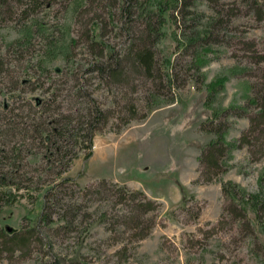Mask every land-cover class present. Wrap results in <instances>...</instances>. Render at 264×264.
<instances>
[{
  "label": "rangeland",
  "instance_id": "1",
  "mask_svg": "<svg viewBox=\"0 0 264 264\" xmlns=\"http://www.w3.org/2000/svg\"><path fill=\"white\" fill-rule=\"evenodd\" d=\"M139 1H131L135 6L131 17L125 19L122 9L126 0H45L34 18L16 24L0 20V45L18 39L26 71L65 65L63 56L70 47L81 59L90 50L95 26L102 39L121 50L129 45L131 23L136 20L146 25L150 18L140 14ZM254 1L169 3L162 34L153 49L162 69L164 61L168 68V60L174 62V83L169 87L163 78L161 103L146 119L131 122L120 133L113 128L98 131L90 160L84 161L87 149L83 150L63 175L78 178L80 188L107 178L143 190L160 204L151 233L135 240L131 231L111 232L101 218L104 210L110 213L111 204L94 200L90 194L84 196L73 184H64L59 189L60 199L77 200L91 215L76 218L74 229L43 226L42 242H34L22 257L19 252L11 261L0 258V264H264V206L257 211L223 190V184L232 181L249 194H259L260 205L264 204V155L252 154L249 145L236 148L224 160L225 170L211 182L200 180L202 149L215 138L207 131L209 121L217 112L229 111L223 116L229 126L226 138L236 140L252 128L250 117L258 115L259 106L253 99L264 97V0L255 5ZM47 3L49 7H45ZM146 4L158 11L157 0ZM187 9L192 13L186 16ZM34 23L40 27L34 26L28 40L25 34ZM196 31L207 35L208 41L189 43L190 38L198 37ZM179 41L186 43L187 49L179 51ZM199 55L207 61L201 68L194 65ZM81 62L86 63L84 58ZM219 77L225 78V83L212 93L209 85ZM9 81V76H1L0 86ZM43 83V88L35 84L27 87L22 97L45 99L50 86ZM58 87L64 111L74 114L82 99L75 82H60ZM83 89L105 103L114 97L93 76ZM112 110L111 114L119 113ZM49 183L40 184V189L10 186L13 196L11 202L0 205V227L13 231L34 225L43 212V194ZM55 204L52 198L56 214L61 209ZM232 207L244 217H236ZM258 212L260 219H256Z\"/></svg>",
  "mask_w": 264,
  "mask_h": 264
},
{
  "label": "trees",
  "instance_id": "2",
  "mask_svg": "<svg viewBox=\"0 0 264 264\" xmlns=\"http://www.w3.org/2000/svg\"><path fill=\"white\" fill-rule=\"evenodd\" d=\"M44 1L0 0V20L18 23L17 21L34 18ZM131 1L126 0L122 9L125 19L131 17L135 6ZM179 1L188 5L192 0H157L158 11L146 8L147 0H140L138 3V8H141L140 14H144V17L147 14L146 17L150 18L147 23L145 22L146 25L136 20L130 22L132 25L128 27L129 45L122 47L121 50L102 39L100 29L95 26L93 38L90 39V50L84 53L86 56H82L85 64L81 62L82 58L78 59L73 47H70L63 56L65 65L52 68L34 67L33 70L26 71L20 53L22 45L17 44L20 43L19 40L15 39L5 46L0 45V77L10 78L8 85L0 86V205L11 202L13 189H9L10 186L20 190L40 189L39 185L47 184L48 181L51 184L43 194V212L34 225L13 231L0 227L1 259L11 261L19 252L18 256L22 257L34 242H42L45 234L43 226L49 229L59 227L74 229L76 218L91 215L89 211L83 209L85 206L76 202L77 200L68 202L60 199L59 189H62L64 184H73L84 196L90 194L94 200L111 204L110 213L108 210L101 213V218L108 222V229L111 232L121 234L131 231L135 240L144 239L151 233L156 224L154 213L158 211L160 204L143 190L132 189L127 183L107 178L80 188L78 178L63 175L70 170L74 160L83 150L87 149L84 161L90 160L94 154V138L98 131L113 128L120 133L131 122L146 119L161 103L160 88L165 87L162 83L163 78L165 77L169 87L174 83V75L171 74L174 62L169 59L168 63H171V66L168 68L167 62L164 61L162 69L153 45L158 41L165 25L163 17L165 8L169 3L177 4ZM255 2L262 3L255 0L254 5ZM49 6L47 3L45 7ZM191 13L187 9L186 16ZM35 25L37 28L40 27L34 23L26 32V39H32L31 33L35 31ZM131 31L134 34L131 35ZM195 35L198 37L190 38L189 43L198 40L208 41L207 35H200L198 31L194 33ZM187 47L186 43L179 41V51ZM194 62L199 68L207 63L200 55ZM92 76L98 78L104 87L112 91L114 97L110 103L101 101L90 91H83L84 84ZM44 81L49 82L50 89L45 90L48 97L45 99L37 97L35 100L22 97L21 94L26 92L27 87L35 84L37 88H43ZM60 82H75L78 94L82 96L79 95L82 98L81 107L75 108L74 114L65 112L63 101H59L57 92ZM224 83L225 78L222 77L213 81L209 85L213 88L212 93L216 91L217 86H223ZM141 92L145 95H141ZM260 99L261 101L253 99L259 106V111L255 118L250 117L252 128L243 131L236 140L229 141L226 138L229 126L223 116L228 115L229 111H219L209 121L211 128L207 131L213 133L215 138L201 152V181L211 182L225 170L224 160L236 148L249 145L252 154L264 155V97ZM112 109L118 110L119 113L111 114ZM238 110L247 112L244 108ZM238 114L246 115L242 112ZM81 174L79 176H82ZM48 176H51V179ZM223 190L230 193L233 200L239 198L244 204H252L257 211L264 206L263 203L260 205L262 199L259 194H249L232 181L224 183ZM52 198L60 205L61 210L56 214L51 205ZM233 210L236 217H244L241 211L235 208ZM257 218L260 219L259 212L256 214ZM46 244L51 247L50 241H46Z\"/></svg>",
  "mask_w": 264,
  "mask_h": 264
}]
</instances>
